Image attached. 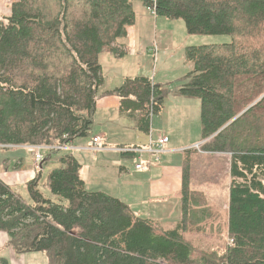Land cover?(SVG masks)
<instances>
[{"label": "trees", "instance_id": "trees-1", "mask_svg": "<svg viewBox=\"0 0 264 264\" xmlns=\"http://www.w3.org/2000/svg\"><path fill=\"white\" fill-rule=\"evenodd\" d=\"M135 1H15L0 22V145H72L91 136L105 84L100 57L126 56L121 42L136 23ZM138 1L157 17L183 20L189 35L232 37L186 48L192 69L176 92L200 104L202 151L231 155V247L206 251L189 238L204 234L213 215L191 189L189 156L180 220L171 228L88 190L82 163L69 153L48 176L52 198L39 177L28 184L30 202L0 180V233L17 255L45 253L50 264H264V0ZM164 90L138 77L107 95L119 97L121 112L149 135Z\"/></svg>", "mask_w": 264, "mask_h": 264}, {"label": "rangeland", "instance_id": "rangeland-1", "mask_svg": "<svg viewBox=\"0 0 264 264\" xmlns=\"http://www.w3.org/2000/svg\"><path fill=\"white\" fill-rule=\"evenodd\" d=\"M16 0H0V22H3L5 18L10 17L12 14V6ZM134 8L137 14L142 9V4L136 0L134 2ZM158 27L157 33L149 34L144 31L141 33L143 41H148L157 44L158 39L167 38L170 41L167 43V50L163 53L161 52L160 57L155 60L153 57L151 65V79L152 81L157 79L160 82L161 77H167L171 81L170 85L163 86L165 89V95L167 96L169 90H177L179 83L177 79L180 77H185L191 70L185 69L186 56H184V49L192 46H201V45H215V44H224L230 43L232 37L227 35L221 36H210V35H189L186 24L183 20H167L164 17L157 18L155 22ZM134 34V33H133ZM136 37V34H135ZM136 39V38H135ZM122 43H126L125 40ZM154 43V44H155ZM154 44L152 47H154ZM123 49L126 53L131 56L125 59L123 64L131 62V65L134 66L137 58L133 54L132 49L128 45H124ZM159 52V51H158ZM154 56V54H153ZM121 60L117 59L118 66L121 68ZM188 65V64H187ZM189 66V65H188ZM192 69V66H189ZM134 68V67H133ZM119 72V71H118ZM104 73V72H103ZM153 75V77H152ZM105 77V73H104ZM105 84L107 79L105 77ZM155 83V82H154ZM104 84V85H105ZM120 80L115 78L112 82H109L107 85L110 89L114 88L116 85H120ZM175 90V91H176ZM165 96V99H166ZM171 94V99L163 104L162 113L159 115H154L152 118L153 128L157 131H167L168 133L176 134L174 136L179 137L178 134L184 133L189 137H194L198 134H202L201 126V117H199V108L200 104L196 99L190 98H181L177 99ZM186 98V99H185ZM196 113L195 119L192 114ZM118 118V115H115L113 121ZM117 122H125L121 119ZM130 124V123H129ZM98 125V124H97ZM129 126H132L131 124ZM99 127V126H97ZM96 125L93 127V131H97ZM134 127L132 126V129ZM135 131V128L133 129ZM131 130H126V137L123 141L112 142L111 146L121 147L124 146L125 142L128 144H134L132 146H138L145 144L147 141L146 136L141 135V140H135L134 136L131 135ZM136 135V133L134 134ZM159 135L156 132V136ZM160 136V135H159ZM158 136V137H159ZM85 139V138H84ZM83 140V139H82ZM85 142V140L83 141ZM123 142V143H122ZM206 142V141H205ZM122 143V144H120ZM204 142L197 146H193L190 162V180H191V189L194 192H198L204 197L205 206L209 207L212 211V219L209 221L206 231L204 234H190L189 238L195 243L199 248L206 251H224L226 247H231L232 240L227 237V215H228V206H229V190L231 185L230 177V165H231V155L225 153H206L202 151V146ZM34 146H45V145H0V165H2L1 172L5 171L4 177H6L7 171L18 172L21 170L22 165L21 161L25 160L26 168L30 167V164L33 162L34 166L32 167L34 172V177L24 186V189L17 187H10V184L4 183L9 186L12 190L22 196L23 199L30 202L28 184L31 181H34L39 177V189L43 195L47 198H52L51 193L47 188V181L50 172L58 168L59 159L67 154L68 150L64 152H59L52 154L50 156L44 154L45 160L48 158V161L41 166L37 161L36 155L37 151L31 147ZM72 146L77 147L75 143H72ZM68 147V146H66ZM44 148V147H41ZM115 149V148H113ZM45 151V149H44ZM115 153V152H114ZM75 154V152H72ZM194 154V157L192 156ZM48 156V157H47ZM58 156V157H57ZM100 156V155H99ZM27 158V160H26ZM109 162H114L109 165L108 168H101L104 172L101 173L99 180L96 182V179H92L89 184V188L92 189V184L95 186L100 183H105L106 187L112 191V195L116 196L115 190L120 188L121 180L118 176L114 175V172L119 170V167L125 168L127 170L126 174H131L135 168V161L131 159H126L122 154H113L107 155ZM18 159V160H17ZM92 160V156L90 155ZM125 159V160H124ZM21 160V161H19ZM12 167H8V163L13 162ZM82 163V162H81ZM83 164V163H82ZM119 164V165H118ZM84 167H90L88 163L84 162ZM118 165V166H116ZM161 161L153 160L151 164V169L157 170L158 167H161ZM45 167V170H44ZM47 167V168H46ZM12 169V170H11ZM7 170V171H6ZM91 169H84V173L90 174ZM85 175V174H84ZM85 179V176L82 178ZM1 180V179H0ZM94 186V187H95ZM178 213V210H177ZM172 219L176 221V216H172ZM177 223V222H176ZM161 226V224H159ZM176 225V224H175ZM174 225V226H175ZM164 229L171 227L162 226ZM173 227V226H172ZM9 238L5 233H0V258H5L9 261L10 264H50L49 259L45 253H28L23 255H17L9 246Z\"/></svg>", "mask_w": 264, "mask_h": 264}, {"label": "crops", "instance_id": "crops-1", "mask_svg": "<svg viewBox=\"0 0 264 264\" xmlns=\"http://www.w3.org/2000/svg\"><path fill=\"white\" fill-rule=\"evenodd\" d=\"M136 17V23L128 28V36L125 39V44L132 49L133 54L137 58L134 66L131 65V62L123 64L125 59L131 57L128 54H126V56L121 59L109 53L101 55L100 64L102 65L103 72L105 73L107 83L100 89L99 96L97 98V111L94 126L96 125V127H99H97L96 132L92 131L89 138H85L83 140L78 139L75 142H72L75 143V145L77 146L76 148H78L76 151H74V155L79 159L80 162L83 163L81 177L83 178L85 176V179L83 180L86 183L87 189L90 191H105L107 193L113 194L112 191H110L106 187L105 183H100L96 186L92 184V189H90L88 186L90 184L91 177L92 179H96V182L99 180L101 173L104 172L101 168H108L109 165L115 162H109L107 155L118 153H114L111 151H101L93 153L86 150L91 146L92 139L94 137H101L106 147L119 148L117 146H111L110 144H112V142L115 143L123 141L126 137V130L129 129L131 130V135L134 136L135 140H141V135L146 136L147 141L145 142V144H141L138 146H147L150 141V136L138 131L135 123L130 118H128L127 114L121 112L119 97L115 95H107L108 92L120 88L127 78L144 77L152 80L151 65L153 57H155V60L157 59V57L159 58L161 52L163 53L165 50H167V46L169 45L167 42L170 40L167 38L158 39L157 44L155 43V41L151 43L140 39L142 38L141 33L143 31L145 33L154 35L157 33L158 27L156 26L155 22L159 17H157V15L155 16L149 10V8H145L142 6L139 14H137L136 12ZM125 44L121 42V45L124 46ZM153 44L154 47H152ZM183 52L184 56H186V49H184ZM117 59L121 60V68L118 66ZM187 64L189 65V63L185 64L186 71L191 70L189 67L190 65L188 66ZM179 76V79H177L179 80V86L177 87V90H169L166 99H164V104L171 99V94H173V97H175L176 99L178 97L184 98L183 96H179L176 92L183 84H185L183 81L187 75L185 77H181V75ZM115 78L119 79L121 84L116 85L114 86V88L110 89L107 84L109 82H112V80ZM159 80L160 82H158L155 78V80L153 81V83L155 82L154 85H159L163 88V86L171 84L170 79L167 77H161ZM169 87H171V85ZM198 112L200 117V108ZM196 113L194 112L192 114L194 119ZM115 115H118V118H115L116 120L113 121ZM121 119L125 120V122H117ZM129 123L135 128V131L133 130L134 128L132 129V126H129ZM156 132L160 136H156ZM135 133L136 135H134ZM174 135L176 134L168 133L164 130L157 131L153 128L152 137L154 141L161 137L169 138V143L166 146V153L162 154L160 158L162 165L161 167H158L157 170H153V168L151 169V166L146 168L144 171L136 170L137 162L134 157L131 160L135 161V168L132 170L133 172L131 174H126L127 170L122 167H119V170L114 172V175L118 176V178L121 180L120 188L115 190V192L117 193L116 197L126 202L137 217L150 219L158 224H161L162 226L166 225L168 227L174 226L176 222L180 220L179 210L183 182V166L185 160H187L186 157L189 156V158H191L192 153H190L189 151L194 148L193 146H197L203 143L202 134H198L194 137H189L184 133L178 134L179 137ZM84 140L85 142H83ZM124 144L125 145L121 147L134 145L131 144V142L128 144L125 142ZM69 153L72 152H68L67 154ZM90 155L92 156V160L90 159ZM122 156L124 155L122 154ZM192 156L194 157V154ZM126 159L128 158L126 157ZM58 162H60V159L59 161H57V163ZM84 162L88 163L90 167H84ZM26 163L27 161L25 160L21 161V164L23 165L21 170L18 172L6 170V177H4L5 171L2 173L0 170V179L3 182L5 181L6 183L10 184V187L12 186L14 188L19 186L18 188L24 189V186L26 187V184L34 177V172L32 169V167L34 166L33 162L28 168H26ZM12 165H14V161L8 163V167H12ZM2 167L3 166L0 165V169H2ZM86 168L91 169L89 175L84 173V169ZM172 216H176V221L172 219Z\"/></svg>", "mask_w": 264, "mask_h": 264}, {"label": "built area", "instance_id": "built-area-1", "mask_svg": "<svg viewBox=\"0 0 264 264\" xmlns=\"http://www.w3.org/2000/svg\"><path fill=\"white\" fill-rule=\"evenodd\" d=\"M149 10L156 16V10L154 7L149 8ZM149 136H150V141L147 146H125V147H119L115 149L106 147L101 137H94L92 139L91 146L88 147L86 150L93 152V153H97L101 151H111V152H118L120 154H132L135 157V160L137 162L136 170L144 171L146 168L151 166L154 159L155 161H160L161 155L166 153V146L169 143V138L167 137H161L157 139L156 141H154L152 137V130ZM199 145H197V148H199ZM41 147H44V148H41ZM31 148L37 151L36 159L40 164H42L46 158V157L44 158V154L50 156L52 154H55L57 150L60 152L61 151L64 152L66 150H68L66 152H74L78 149L74 146L72 147H63V146L51 147V146H46V145L45 146H34Z\"/></svg>", "mask_w": 264, "mask_h": 264}, {"label": "water", "instance_id": "water-1", "mask_svg": "<svg viewBox=\"0 0 264 264\" xmlns=\"http://www.w3.org/2000/svg\"><path fill=\"white\" fill-rule=\"evenodd\" d=\"M263 97H264V96H263ZM263 97H262V98H263ZM262 98H260L259 100H257L253 105H251L248 109H246L244 112H242V113H241L236 119H238L240 116H242L243 114H245L250 108H252V107H253L254 105H256L259 101H261ZM236 119H235V120H236ZM235 120H234V121H235ZM234 121H233V122H234ZM42 165H43V164H41V166H42Z\"/></svg>", "mask_w": 264, "mask_h": 264}, {"label": "bare ground", "instance_id": "bare-ground-1", "mask_svg": "<svg viewBox=\"0 0 264 264\" xmlns=\"http://www.w3.org/2000/svg\"><path fill=\"white\" fill-rule=\"evenodd\" d=\"M57 146H63V147H66V146H68V147H72V145L71 144H65V145H56V146H51V147H57ZM57 152H60V151H56L55 152V154L57 153ZM62 152V151H61Z\"/></svg>", "mask_w": 264, "mask_h": 264}]
</instances>
